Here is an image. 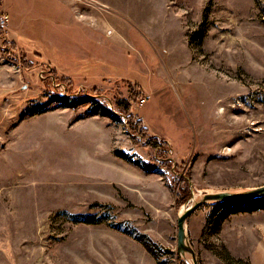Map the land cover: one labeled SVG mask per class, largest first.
I'll return each mask as SVG.
<instances>
[{"label":"rangeland","instance_id":"obj_1","mask_svg":"<svg viewBox=\"0 0 264 264\" xmlns=\"http://www.w3.org/2000/svg\"><path fill=\"white\" fill-rule=\"evenodd\" d=\"M0 4V264H194L180 214L264 186V0ZM186 227L199 264H264V198Z\"/></svg>","mask_w":264,"mask_h":264},{"label":"water","instance_id":"obj_2","mask_svg":"<svg viewBox=\"0 0 264 264\" xmlns=\"http://www.w3.org/2000/svg\"><path fill=\"white\" fill-rule=\"evenodd\" d=\"M264 198V186L232 192V191H220L217 193H206L202 200L192 204L184 212H182L178 218V254L181 258L186 257L187 254H191L194 264H199L196 253L192 246L189 244V237L187 232V219L198 208L205 204H226L237 201H255Z\"/></svg>","mask_w":264,"mask_h":264},{"label":"trees","instance_id":"obj_3","mask_svg":"<svg viewBox=\"0 0 264 264\" xmlns=\"http://www.w3.org/2000/svg\"><path fill=\"white\" fill-rule=\"evenodd\" d=\"M2 2V1H1ZM1 5V4H0ZM1 13V12H0ZM3 29H2V27L0 26V32L2 31ZM142 99H144V98H142ZM128 103V104H127ZM117 104H118V106L119 107H121V108H125L126 106H125V104L126 105H130V103L127 101V100H125V99H122V100H120V101H118L117 102ZM107 109H109L107 106H105ZM126 109V108H125ZM110 110V109H109ZM133 115H135L137 118H138V120H137V125L135 124H133V126H134V129H139V128H141V127H139L141 124H143V125H145L146 123H145V120L143 119V118H141L140 117V115L139 114H136V112H134L133 111ZM146 129V128H145ZM151 132V131H150ZM152 140V142H151V145L153 146V147H156V146H158V145H160V140H159V138H158V136H152V138H151ZM234 203H237V202H233V203H228V204H234ZM221 205H224V204H217V205H215V206H221ZM226 205V204H225Z\"/></svg>","mask_w":264,"mask_h":264},{"label":"built area","instance_id":"obj_4","mask_svg":"<svg viewBox=\"0 0 264 264\" xmlns=\"http://www.w3.org/2000/svg\"><path fill=\"white\" fill-rule=\"evenodd\" d=\"M0 26L5 29L6 32H9L10 27V15L6 12V10L1 11L0 13ZM146 100H143L144 103Z\"/></svg>","mask_w":264,"mask_h":264},{"label":"bare ground","instance_id":"obj_5","mask_svg":"<svg viewBox=\"0 0 264 264\" xmlns=\"http://www.w3.org/2000/svg\"><path fill=\"white\" fill-rule=\"evenodd\" d=\"M225 110H226V108L224 106H222L221 109H220V112L223 113Z\"/></svg>","mask_w":264,"mask_h":264}]
</instances>
